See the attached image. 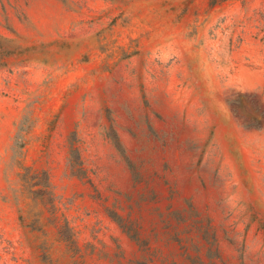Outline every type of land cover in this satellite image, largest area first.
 <instances>
[{"label":"rangeland","instance_id":"374dc122","mask_svg":"<svg viewBox=\"0 0 264 264\" xmlns=\"http://www.w3.org/2000/svg\"><path fill=\"white\" fill-rule=\"evenodd\" d=\"M0 264H264V0H0Z\"/></svg>","mask_w":264,"mask_h":264}]
</instances>
